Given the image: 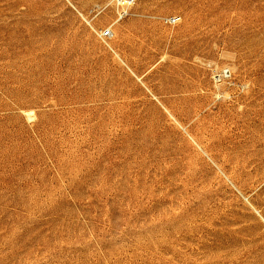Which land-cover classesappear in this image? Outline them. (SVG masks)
<instances>
[{
	"label": "rangeland",
	"instance_id": "rangeland-1",
	"mask_svg": "<svg viewBox=\"0 0 264 264\" xmlns=\"http://www.w3.org/2000/svg\"><path fill=\"white\" fill-rule=\"evenodd\" d=\"M119 10L0 0V264H264V0Z\"/></svg>",
	"mask_w": 264,
	"mask_h": 264
},
{
	"label": "built area",
	"instance_id": "built-area-1",
	"mask_svg": "<svg viewBox=\"0 0 264 264\" xmlns=\"http://www.w3.org/2000/svg\"><path fill=\"white\" fill-rule=\"evenodd\" d=\"M137 0H117L118 2V5H119V9L120 11L122 12V15H125L127 14V9L134 3L136 2ZM167 23L169 24H172V23H175L177 22V19H176V16H169L168 18H166L165 20ZM101 36L104 38V39H110L113 37V30L112 28H107L105 30H103L101 32Z\"/></svg>",
	"mask_w": 264,
	"mask_h": 264
},
{
	"label": "bare ground",
	"instance_id": "bare-ground-1",
	"mask_svg": "<svg viewBox=\"0 0 264 264\" xmlns=\"http://www.w3.org/2000/svg\"><path fill=\"white\" fill-rule=\"evenodd\" d=\"M114 2H115L116 7L119 9L120 7H119V5H118L117 0H114ZM134 3H135V2H134ZM134 3H133V4H134ZM133 4H132V5H133ZM128 9H129V8H128ZM128 9H127V10H128ZM119 11H120V10H119ZM127 12H128V11H127ZM120 15H122V12H121V11H120ZM166 18H168V17H166ZM166 18H165V20H166ZM113 34H114V32H113ZM225 72H227V71H225Z\"/></svg>",
	"mask_w": 264,
	"mask_h": 264
}]
</instances>
